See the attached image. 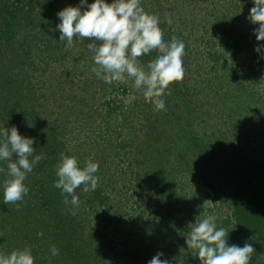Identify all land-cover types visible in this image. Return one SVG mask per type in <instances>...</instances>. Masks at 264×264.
Returning <instances> with one entry per match:
<instances>
[{
    "label": "rangeland",
    "instance_id": "rangeland-1",
    "mask_svg": "<svg viewBox=\"0 0 264 264\" xmlns=\"http://www.w3.org/2000/svg\"><path fill=\"white\" fill-rule=\"evenodd\" d=\"M250 2L252 0H141L146 12L159 17L165 42H170L175 36L186 45L183 57L185 76L182 82L169 86L170 95L166 91L162 97L166 111H156L150 102H146L142 91L133 88L131 79L127 84H107L99 79L91 71L94 60L93 53L88 50L90 40L83 41L82 45L73 44L69 51L73 57L71 62L77 63L79 69L71 73L67 85L62 83L58 92L60 99L54 105L52 96L46 91L48 81L43 84L46 76L28 72L37 92H42L39 101L42 105L39 108L59 120L67 149L85 162L92 160L99 164V170L95 173L97 187L102 189L108 200L106 198L103 204L97 205L100 213L103 216L107 213L109 218L107 223L111 230L107 229L106 232L115 247L110 253L114 263L126 260V256L135 248H141L144 254L152 249L146 251L141 243L143 236L151 238L147 233L148 228L132 229L134 217L141 210H145V216L150 220L152 210L159 207L160 211L152 219L153 222L161 214L165 222L172 219L170 228L167 224L166 230L158 231L157 226L151 232L168 243L174 238L175 219L168 216L167 211L183 208L177 202L179 198L169 203L174 196L186 197L189 194L185 200L193 198L197 201L202 209L201 219L210 210L216 219L220 215L223 219L230 207L224 197V189L230 187L224 188L225 174L217 166L212 168L211 165L224 156L232 161L244 160L243 166L248 159H264V49L256 51L264 41H252L246 50L235 53L229 44L233 40L221 30L220 25L221 17L227 14H239L240 18L248 21ZM168 17L172 20L171 25L166 22ZM257 27L250 23L249 32L254 33ZM221 40L227 43L226 47L219 45ZM216 49L223 56H218L219 60L214 61L210 52ZM157 55L153 52L146 60L140 58V63L146 66ZM60 69V66L54 65L48 71L57 76ZM230 95L234 98L227 101ZM175 98L176 102L173 100ZM108 109L111 114L114 113L113 117H119L117 124H105L102 114ZM122 114L124 118L120 119ZM158 126L164 131V140L171 136L167 145L169 152L166 154L162 150L159 153L169 163L164 165L165 170L160 174H156V171L148 173V181L138 186L134 176L130 175L128 163H134V157L138 155L134 148L137 143L144 147L146 132ZM111 136L113 141L109 139ZM187 142L192 148L197 143L202 144V154L195 161L200 158V166L211 170L207 179L199 175L200 169L196 172L190 169L188 157L185 160L179 152L178 156L175 155L177 149ZM115 144L121 148L115 149ZM179 157L182 160L177 159ZM147 165L149 163L142 167ZM163 176L168 178L164 180ZM140 189L159 192L154 199L159 203L153 200L145 204L138 201L137 192ZM163 195L164 199L160 197ZM80 209L82 220L92 222L95 211L86 208L85 203ZM185 214L183 211L176 215ZM121 225L134 230L131 231L133 235L122 232L117 235V229L113 227ZM175 226L178 228L179 225Z\"/></svg>",
    "mask_w": 264,
    "mask_h": 264
},
{
    "label": "trees",
    "instance_id": "trees-1",
    "mask_svg": "<svg viewBox=\"0 0 264 264\" xmlns=\"http://www.w3.org/2000/svg\"><path fill=\"white\" fill-rule=\"evenodd\" d=\"M93 2L94 0H87L88 4ZM80 3L81 0H0V130L5 127L10 130L12 126H16L23 136L34 138V155L41 153L44 155V159L34 167L24 182L29 188L28 194L24 200L16 204L8 205L3 202V181L7 178V169L6 163L0 162V167L5 168V173H0V254L7 255L13 250L28 247L34 256V264H148L155 255L162 252L161 259H167L170 264H201L195 250H190L186 244L189 226L202 212L196 200L193 198L185 200L189 194H186V197L176 195L169 202L172 203L179 198L177 202L183 206L167 211V215L175 219V233H172L174 238L168 242L169 244L151 232L156 230L157 226L158 231L166 230L167 224L170 228L172 219L165 222L161 214L159 219L153 222L152 219L160 211L159 207L152 210L150 220L149 217L146 218L145 210H141L134 217L132 229L148 228L147 233L151 238L143 236L141 243L146 251L151 247L152 249L148 254H144L141 248H135L126 256V260L122 259L119 262L117 260L114 263L110 253L115 247L106 232L107 229L111 230L107 223L109 218L107 213L104 216L100 213L97 205L103 204L107 198L102 189L97 187L95 191L89 193H85L82 186L76 189L75 194L79 196L81 203L78 209H74L70 203L67 205L64 203L65 195L54 187L58 179L56 165L60 160V154L74 157L76 155L71 154L66 147L59 120L39 108L42 105L39 102L42 92H37L32 76L28 72L34 71L38 76H46L43 84L48 81L46 91L52 96L54 105L60 99L58 92L60 86H63L62 83L67 85L71 73L79 69L77 63L71 62L73 57L69 55V51L72 47H67L66 40H59L60 32L57 25L60 19L57 13L68 6H79ZM254 6L252 0L249 3V14ZM221 20V30L233 40L229 44L235 53L246 50L252 41L258 42L255 33L249 32L252 23L250 20L240 18L239 14H227L222 16ZM86 40L88 39L74 37L73 44L82 45ZM219 45L226 47L227 43L221 40ZM210 55L214 61L219 60L218 56H223L218 49L210 52ZM150 56L151 54L140 58L146 60ZM54 65L61 67L57 76L51 75L52 73L48 71L50 66ZM233 98L230 95L227 101ZM173 100L176 102V98ZM103 113L105 124L108 126L112 123L117 124L119 117H113L114 113L111 114L109 109ZM122 118L123 114L120 116V119ZM163 134L164 131L160 130L159 126L155 127L146 132L144 147L140 143L134 147L138 155L134 157V163L131 161L128 165L131 169L130 175L134 176L138 186L145 180L148 181V173L156 171V174H160L165 170L164 165L169 163L164 156H159L162 150L166 154L169 152L167 145L171 136L164 140ZM109 139L113 141L114 138L111 136ZM185 145H181L175 155L178 156L179 152L185 160L188 157L192 171L200 169L199 175L202 178L210 177L211 170L200 166V158L195 161L202 154V144L197 143L194 148L188 142ZM116 147L121 148L115 144L114 148ZM225 157L211 165L212 168L217 166L221 173L225 174L224 188L230 187L224 189V197L230 206L229 212H226L223 219L221 215L218 216L217 227L228 230L229 245L243 247L245 243H249L254 247L255 252L249 264H264V159H248L243 166L244 160L232 161ZM76 158L79 166L83 167L85 160ZM146 163L149 165L142 167ZM163 178L166 180L168 177ZM137 194L141 203L145 204L150 200L159 203V200H154L157 195L159 196V192L140 189ZM160 197L164 199V195ZM68 199L70 201L71 197ZM84 203L86 208L95 211L92 222L82 220L80 208ZM73 210L77 212L76 215L71 214ZM183 211L187 214L176 215ZM207 215H212V211L210 210ZM176 224L179 225L178 228ZM113 228L117 229L116 231L114 229L117 235L121 232L133 235L131 231H134L128 230L124 225ZM41 232L42 237L37 235ZM53 246L59 249V255L52 256L50 249Z\"/></svg>",
    "mask_w": 264,
    "mask_h": 264
},
{
    "label": "clouds",
    "instance_id": "clouds-1",
    "mask_svg": "<svg viewBox=\"0 0 264 264\" xmlns=\"http://www.w3.org/2000/svg\"><path fill=\"white\" fill-rule=\"evenodd\" d=\"M254 7L248 19L258 25L254 29L257 41H264V0H253ZM86 6V7H85ZM82 8L84 9L82 11ZM60 23V41H67V47L73 46L74 37L88 39V50L93 53L94 66L91 71L107 84L118 82L127 84L133 81V88L142 91L146 102H150L156 111H166L162 97L171 94L169 86L174 82H182L185 76L183 57L185 43L175 36L165 42L160 28L159 17L145 11L141 0H94L88 4L81 0L79 6H68L57 13ZM166 22L171 25L170 17ZM264 49L258 45L257 52ZM158 53L157 57L142 65L140 57ZM34 138L23 136L16 126L9 130H0V162L6 163V177L3 181V202L16 204L28 194L25 185L28 174L44 159L43 153L34 155ZM15 156V158H14ZM99 170L98 162L88 160L83 167L79 166L74 156L60 154L56 165L54 187L65 195L64 203L78 209L81 203L75 190L83 187L85 193L93 192L98 185L94 175ZM0 173L5 168L0 167ZM68 197H71L69 201ZM72 215L77 212L73 210ZM186 244L195 250L201 264H249L254 247L245 243L243 247L228 244V230L217 227L216 217L199 216L190 224ZM43 236V233H38ZM52 256L59 255L55 246L50 249ZM163 253L155 255L148 264H170L161 259ZM0 264H34V256L30 248L13 250L10 254H0Z\"/></svg>",
    "mask_w": 264,
    "mask_h": 264
}]
</instances>
